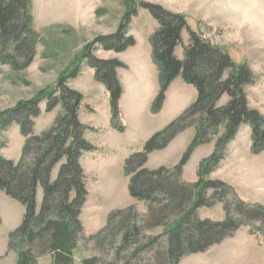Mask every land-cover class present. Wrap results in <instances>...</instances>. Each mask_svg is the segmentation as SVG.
<instances>
[{
	"label": "trees",
	"instance_id": "trees-1",
	"mask_svg": "<svg viewBox=\"0 0 264 264\" xmlns=\"http://www.w3.org/2000/svg\"><path fill=\"white\" fill-rule=\"evenodd\" d=\"M31 4V0H0V49L7 50H0V64L15 72L29 68L36 56L39 35L32 30ZM125 6L127 12L118 30L96 38L80 58L95 71L96 80L110 94L112 128L118 133L126 131L120 114L123 86L117 71L127 67L118 60L96 58L92 49L97 45L121 54L134 47L136 40L128 33L138 8L147 10L159 24L150 38L160 81L152 113H160L166 93L177 78L193 86L198 97L182 115L153 135L142 151L125 162L130 197L145 203L147 214H139L135 206L114 211L106 227L89 238L84 236L81 222L89 194L80 160L85 153L97 149L85 139L86 133L94 130L79 118L84 97L68 86L69 80L80 75L79 66L74 64L65 71L53 89L1 112L0 133L15 124L25 138L18 163L0 156V191L25 208L20 227L8 240L9 250L17 256L16 264H38L40 258L48 255L53 264H73L79 241L93 243L102 253L101 257L84 259L81 264H181L184 258L206 253L232 238L242 227H250L252 235L258 233L264 238V207L248 204L229 185L208 179L226 159L228 146L242 126L251 128L252 154L264 153V116L250 106L246 92L256 83L254 73L245 61L237 63L222 48L192 31L185 16L134 0H126ZM184 31L189 33L190 44L184 46L180 60L175 52L183 46ZM224 96L228 102L220 107L218 103ZM42 103L47 104L48 113L60 106L63 115L54 127L35 135L34 120L42 115ZM191 128L196 135L175 167H146L152 153L167 149ZM214 141L213 154L200 165L199 181L184 182V168L195 150ZM58 165L57 178L52 180ZM39 188L43 190V200L37 211ZM210 191L213 193L208 196ZM218 203L223 204L226 213L223 221L200 218L199 209Z\"/></svg>",
	"mask_w": 264,
	"mask_h": 264
},
{
	"label": "rangeland",
	"instance_id": "rangeland-1",
	"mask_svg": "<svg viewBox=\"0 0 264 264\" xmlns=\"http://www.w3.org/2000/svg\"><path fill=\"white\" fill-rule=\"evenodd\" d=\"M125 1L31 0L32 30L39 35L36 56L32 65L20 72L13 71L8 65L0 64V113L13 109L20 102L33 99L41 91L53 89L57 85L59 77L75 64L80 68V75L69 80L68 86L84 97L80 108L83 118L91 117L92 113V117H96L94 111H97L99 115L96 120H100V116L103 115L102 109L106 103L105 91L100 87L102 83L96 80L95 71L88 66L86 61L81 62L80 58L85 48L96 38L112 35L118 30L127 12ZM134 1L158 5L173 14L185 16L192 31L195 30V21L197 20L198 23L200 22L199 27L202 30V34H198L204 40L222 48L237 63L245 61L256 78L255 85L248 87L246 91L250 106L259 110L264 116V0ZM207 3L209 7L205 6ZM207 19L212 21L211 27L202 25ZM158 28L159 24L151 14L147 10L138 8V13L132 18L129 26L128 36L138 39L140 45L122 57L129 66V72L123 71L121 73L127 84V95L123 102L126 125L122 123L128 129L126 134L120 137V141L109 136L94 139L95 143L103 145L107 151L116 147L118 142L124 141L133 142L135 147L144 145L153 135L167 127L192 105L182 112L183 109L181 110L180 105L169 101L163 113L155 115L151 110L152 103L149 104L150 93L144 91L143 88L138 90L131 82V80L148 81L152 78V72L148 69V67L150 68L149 63L146 64V57L147 50L152 47L150 38ZM182 43L183 46H180L178 52H175L178 59H183V48L190 44L188 31L183 32ZM0 50L7 51L2 48ZM92 50V54L98 59L118 60L112 55L114 52L105 51L97 45ZM140 61L143 63L141 69L137 71L136 66L139 65ZM152 64L156 72H159L157 66L153 62ZM178 79L182 80L181 77ZM148 90L150 91V89ZM227 102L228 97L224 96L219 101L218 106L223 107ZM40 109L42 115L34 120L35 135H41L54 127L57 120L63 115L60 106L48 113L46 111L47 104L42 103ZM93 121L95 123V120ZM82 124L89 127L84 123ZM243 127L240 128L236 137L239 139L237 141L235 139L228 146L226 159L216 171L210 174L208 179L222 181L232 187L242 201L264 207V153L256 156L252 154V132L249 134L244 130L241 131ZM92 129L94 131L89 132H96L94 128ZM194 130L181 133L182 135L172 141L167 149L155 152L146 167L150 170L175 167L193 141L196 135ZM24 144L25 138L21 135L20 127L14 124L0 133V145L4 146H0V156L18 163L22 156ZM209 144H214L215 147V141ZM199 148L193 153L187 167L185 166L186 177L195 172L197 166L202 163L201 159L207 154L206 151L202 150L195 155ZM236 153L239 155L238 158ZM122 161V156L119 155L115 160L111 158L107 163L100 162L101 164L93 170V173L91 170L89 181L87 179L86 182L89 195L81 215L86 238L95 236L103 230L107 225L109 216L114 211L135 206L139 214H147V205L130 197V180L125 175V162L122 163ZM59 169L60 165L55 168L56 175L52 180L57 178ZM197 176L199 178V174ZM182 180L184 181L183 176ZM212 193L210 191L208 196H211ZM41 204L42 199L37 204V211L41 209ZM218 205L221 203L215 206ZM215 206L204 211L208 212L205 217L214 221L225 219L222 208L219 209ZM24 214L23 205L0 191V264H16L17 256L9 250L8 240L9 235L20 227ZM200 218L204 219L201 216ZM238 232L232 238L226 239L223 245L214 246L211 248L212 250L203 254L188 256L185 264H264L263 236L258 233L252 235L250 229L248 235L257 236L260 238L259 241L262 240L258 246L254 241L255 239H248L244 232L236 237ZM101 256L102 253L95 249L93 243L79 241L73 253V264H81L84 259ZM38 264H53V259L48 255L40 258Z\"/></svg>",
	"mask_w": 264,
	"mask_h": 264
},
{
	"label": "crops",
	"instance_id": "crops-1",
	"mask_svg": "<svg viewBox=\"0 0 264 264\" xmlns=\"http://www.w3.org/2000/svg\"><path fill=\"white\" fill-rule=\"evenodd\" d=\"M207 5H208V3L205 6H207ZM205 6H204V8H206ZM207 7H209V6H207ZM195 22H196V27H195V30H193V31L202 34V30L199 27L200 26V22L198 23L197 20ZM211 23H212V21L209 20V19H207L206 21H204L202 23V25H206L208 27H211ZM183 38H184V35H183ZM139 45H140L139 44V41H138V39H136V45L134 47L129 48L126 52L121 53V54L112 53V55L115 57V59H118L120 62L124 63L126 65V67H127L125 70H123V69L121 70L120 69L118 71L119 78H120V80H121V82L123 84V88H124L123 89V95H122V98L120 100L121 118H122V122L124 123V125H126V122H125L123 102H124V99H125V97L127 95V84H126V81L121 76V73L123 71H125V72L128 71L129 72V66H128L127 62L122 59V57H124L125 56V53H127L128 51L133 50V49H136L137 47H139ZM147 49H148V47H147ZM178 50H179V47L176 49V52H178ZM147 51L148 52H147V57H146V64L149 63L150 68L148 67V69H150V71L152 72L151 73L152 74V78L150 80H148V81H141V82H139L137 80H131V82H132L133 86H135L138 90H140V88H143L144 91H148L150 93V96H149V104L152 103V105H151V110H152L153 103L156 100V98H157V96L159 94V91H160V81H159V72H156V70H155V68H154V66L152 64V62H153V59H152V47H151V49H148ZM148 57H150L149 60H148ZM180 60H182V59H180ZM142 63L143 62L140 61L139 65L136 66V70L137 71H139L141 69V64ZM184 83L185 82H184L183 79L182 80H179L178 78L172 83V85L170 86V88H169V90L167 92V98H166V101H165V103L163 105V108L160 111V113H163V111L165 110V108H166L167 104L169 103V101H170V103L176 102L178 105H180L181 106V110L183 109L182 112L185 111L191 104H193V102L198 97V93H197V91H196V89L194 87H192L190 85H187L186 83L184 84ZM100 87H102V89H104L105 96H106V99H105V102L106 103L104 105V108L102 109L103 115L100 116V120H96L97 116L99 115V113H97V111H94V116H96V117H92L93 116V113H92L91 117H85V118H83L82 109H80V119H81L82 123L88 125L89 127L94 128L96 130V132H89V133H87L86 134V139L92 145H94L97 150L94 151V152L85 153L82 156V158H81V164H82V167H83V169L85 171V175H86L88 181H89V178H90L91 170H92V173H93V170L96 167H98V165L101 164L102 162L107 163V162H109V160L111 158L115 160L116 157H119V155H121L122 156V159H123L122 163H124V162H126V160L133 153L142 151L144 149V146H145V144H144V145H140L139 147H135V144L133 142L130 143V141L129 142L124 141V142H118L117 145H116V147H112L111 149H109L107 151L106 148L103 145H99L98 143H95V140L94 139L96 137H105V136H109L112 139H115V140L120 141L121 140L120 137L123 134H126L127 129H128V127L126 126L125 133H118L117 131H115L112 128V122H111L112 121V110H111V107H110V94L108 93V91H107V89H106V87L104 85L100 84ZM191 87L194 88L195 90H193ZM148 89H150V91ZM93 120H95V123H94ZM98 130H102V131H98ZM191 130H194V129H190V130H187V131H191ZM243 130L245 132L249 133V134L252 132L251 131V128L249 126H244L241 129V131H243ZM184 133H182V134H184ZM195 133H196V131H195ZM182 134H180L179 137ZM240 135H241V133H240ZM238 139H236V141ZM108 144H110V143H108ZM214 149H215L214 144H209V145L201 146L196 151L195 155L198 154V153H200L202 150L203 151H206L207 154L201 159L203 161L206 158H208L214 152ZM154 153H152L150 155L149 160H150V158L152 157V155ZM235 155L238 158L239 155L237 153ZM200 165H201V163H200ZM200 165L197 166V169L195 170V172L192 175H188L189 178L185 176L186 167H187V165H186V167L184 168V172H183V179H184V181H186L187 183H192V184L197 183L199 181V178H198L197 175H198V172H199ZM55 173H56V170L54 169L53 174H52V178L53 179H54V177L56 175ZM41 199L43 200V190L41 188H39L38 189V192H37V204H38V202ZM215 207H218L219 209L222 208L221 210L225 213L222 204L221 205H218V206H215ZM206 209H209V208H202V209L199 210V215L202 218H204V219H208L209 218V217H205L208 214V212H204ZM225 217H226V213H225ZM221 218H222V214H221ZM209 220H212V219H209ZM219 220L220 221H223L224 219L223 220L222 219H219ZM212 221H214V220H212ZM249 231H250V228L249 227H246L245 229L242 228L238 232V234L236 235V237H238V235L241 232H244L246 234V237L248 239H250V240H254L255 239L254 240L255 243H257V245L259 246L260 243L262 242V240H260L261 241L260 242L259 241V239H260L259 237L257 238V236L255 237V236L248 235L250 233ZM221 245H223V243ZM218 246H220V245H218ZM210 250H212V249H210ZM186 258H188V257H186ZM186 258H184L182 260V263L183 264H185Z\"/></svg>",
	"mask_w": 264,
	"mask_h": 264
}]
</instances>
